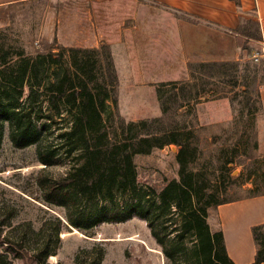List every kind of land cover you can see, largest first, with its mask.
<instances>
[{"label": "trees", "instance_id": "trees-1", "mask_svg": "<svg viewBox=\"0 0 264 264\" xmlns=\"http://www.w3.org/2000/svg\"><path fill=\"white\" fill-rule=\"evenodd\" d=\"M188 75V81L162 84L159 117L126 121L118 111V75L108 46H44L27 53L7 28L0 29V149L5 126L15 149L36 147L43 167L35 177V201L63 214L35 231L28 222L13 226L16 213L8 208L0 220V264H45L57 255L63 230L88 235L133 218L146 222L167 264H234L221 230L209 220L220 205L264 195V164H258L250 117L264 85V61L190 64ZM213 89L237 107L227 127L198 124L194 106ZM54 116L64 124H55ZM54 125L60 142L43 144L41 132ZM169 146L176 148L177 178L159 190L141 184L135 159ZM55 165H64V172L51 174ZM236 168L242 171L233 177ZM258 169L259 185L244 188ZM251 232L252 264H264V224ZM102 257L100 249L98 261Z\"/></svg>", "mask_w": 264, "mask_h": 264}, {"label": "rangeland", "instance_id": "rangeland-1", "mask_svg": "<svg viewBox=\"0 0 264 264\" xmlns=\"http://www.w3.org/2000/svg\"><path fill=\"white\" fill-rule=\"evenodd\" d=\"M91 1L0 0V29L7 28L27 53L42 50L44 46L57 50L93 48L99 44L100 47L108 46L112 54V48L106 44L119 40V16L111 12L110 3L96 6L94 0ZM244 46L248 53L241 64H260L264 57L260 44L247 40ZM127 50L124 40L113 47L115 57L123 59L122 64L116 61L119 114L131 122L159 117L157 92L162 90V71L157 67L162 56L127 57ZM254 56H258L257 62L253 60ZM143 59L149 64V71L145 69V63H141ZM208 101L201 100L194 106L198 124L202 127H227L237 114V107L234 110L229 102ZM111 108L112 105L108 103V111ZM61 117L67 118L63 111ZM54 123L64 124L56 116ZM68 126L65 123L63 128ZM56 127L54 125L48 131L41 132L43 144L58 145L60 141L57 135L60 131ZM175 152L176 148L169 146L155 150L148 156L137 157L135 164L139 182L159 190L165 180L176 179ZM42 167L36 159V147L15 149L5 126L0 149V220L10 208L16 213L11 220L13 226L28 222L37 231L44 221L62 217L61 210L35 201L39 195L35 177ZM64 170V165H55L49 172L57 175ZM241 171V168H236L232 176L237 177ZM209 221L214 228L215 216H211ZM61 234V245L55 259L49 258L45 264H167L146 222L137 218L121 224H103L88 235L72 228L63 230ZM100 249L103 257L98 261ZM7 260V264H37L28 260Z\"/></svg>", "mask_w": 264, "mask_h": 264}, {"label": "crops", "instance_id": "crops-1", "mask_svg": "<svg viewBox=\"0 0 264 264\" xmlns=\"http://www.w3.org/2000/svg\"><path fill=\"white\" fill-rule=\"evenodd\" d=\"M109 3L120 23L119 40L106 44L112 48L116 71V61L122 64L123 59L115 57L113 47L124 40L127 57L162 56L157 67L162 71V84L188 81L190 64L241 63L248 53L245 41L257 45L264 41V0H239V7L233 0H94L96 6ZM244 23H247V30ZM99 47L97 44L87 49ZM262 59L264 61V57ZM141 63L150 70L147 61L143 59ZM258 91L257 110L250 117L255 118L261 167L264 164V85ZM220 95L218 89H213L200 101L229 102L228 98H219ZM260 177L258 169L244 188L259 185ZM263 224L264 195H260L218 206L213 226L221 230L227 255L234 264H252L256 249L251 230Z\"/></svg>", "mask_w": 264, "mask_h": 264}, {"label": "built area", "instance_id": "built-area-1", "mask_svg": "<svg viewBox=\"0 0 264 264\" xmlns=\"http://www.w3.org/2000/svg\"><path fill=\"white\" fill-rule=\"evenodd\" d=\"M260 46H261V51H262V53H264V41H261V42H260ZM253 60H254L255 62H257V61H258V56H254V57H253Z\"/></svg>", "mask_w": 264, "mask_h": 264}, {"label": "bare ground", "instance_id": "bare-ground-1", "mask_svg": "<svg viewBox=\"0 0 264 264\" xmlns=\"http://www.w3.org/2000/svg\"><path fill=\"white\" fill-rule=\"evenodd\" d=\"M50 258L53 259V260L55 259V257H50Z\"/></svg>", "mask_w": 264, "mask_h": 264}]
</instances>
